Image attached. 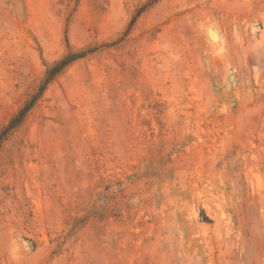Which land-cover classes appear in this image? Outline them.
<instances>
[{
  "label": "rangeland",
  "instance_id": "374dc122",
  "mask_svg": "<svg viewBox=\"0 0 264 264\" xmlns=\"http://www.w3.org/2000/svg\"><path fill=\"white\" fill-rule=\"evenodd\" d=\"M0 264H264V0H0Z\"/></svg>",
  "mask_w": 264,
  "mask_h": 264
},
{
  "label": "trees",
  "instance_id": "16d2710c",
  "mask_svg": "<svg viewBox=\"0 0 264 264\" xmlns=\"http://www.w3.org/2000/svg\"><path fill=\"white\" fill-rule=\"evenodd\" d=\"M80 55L72 54L67 56L64 60H62L59 64H56L52 69L47 71L45 75V79L42 82V85L40 86V89L36 95L32 97V99L25 104V106L19 111V113L11 119L7 127L4 129V131L0 135V142L3 139V136L5 133L9 132L13 128H15L17 125H19L22 120L24 119L26 113L31 108V106L34 104V102L37 100L41 92L44 90L45 86L49 83V81L53 78L55 74H57L61 68H63L67 63L75 60L76 58H79Z\"/></svg>",
  "mask_w": 264,
  "mask_h": 264
}]
</instances>
